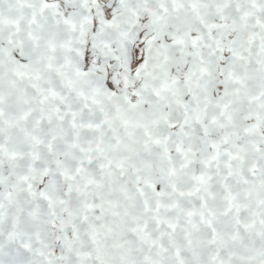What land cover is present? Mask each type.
Here are the masks:
<instances>
[{
	"label": "snow or ice",
	"instance_id": "snow-or-ice-1",
	"mask_svg": "<svg viewBox=\"0 0 264 264\" xmlns=\"http://www.w3.org/2000/svg\"><path fill=\"white\" fill-rule=\"evenodd\" d=\"M0 264H264V0H0Z\"/></svg>",
	"mask_w": 264,
	"mask_h": 264
}]
</instances>
